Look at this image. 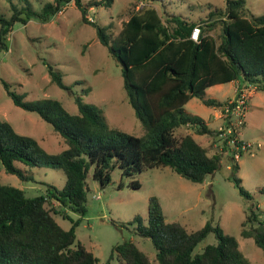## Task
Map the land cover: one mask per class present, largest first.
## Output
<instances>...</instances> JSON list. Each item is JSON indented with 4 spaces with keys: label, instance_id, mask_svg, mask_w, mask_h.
I'll use <instances>...</instances> for the list:
<instances>
[{
    "label": "trees",
    "instance_id": "obj_1",
    "mask_svg": "<svg viewBox=\"0 0 264 264\" xmlns=\"http://www.w3.org/2000/svg\"><path fill=\"white\" fill-rule=\"evenodd\" d=\"M8 1L12 13L6 16L0 12V49L7 48V38L16 23L25 24L32 17L48 21L71 0L47 1L39 11ZM112 1L91 0L86 5L73 0L82 21L94 25L99 41L120 63L128 101L146 131L136 135L109 125L101 109L84 101L78 93L74 94L78 113H71L56 98L26 100L1 79L14 104L35 111L51 123L66 147L48 152L35 137L17 132L0 118V164L6 171L23 180L32 179L15 164L19 161L27 166L58 167L65 173L62 187L47 183L45 194L32 196L22 188L0 182V264H98V257L85 245L79 241L73 245L75 226L81 216L71 219L67 229L53 216L59 213L70 218L64 207L80 215L85 213L89 166L101 186L110 181V172L116 166L122 175L169 166L191 181L202 182L218 168L225 150L210 153L191 131L176 132L185 125L197 134L215 131L203 117L188 112L185 103L196 96L207 105H221L219 100L204 96L206 87L233 79L264 80V13L246 16L245 0H225L224 7L212 8L207 18L196 21L179 18L167 10L163 16L154 0H143L145 4L133 9L115 34L110 23L98 24L87 15L90 5H110ZM196 23L201 25L198 41L189 37ZM216 23L220 25L217 37L211 33ZM47 70L52 81L70 89L50 63ZM230 162L232 173L228 178L242 195L251 199L236 175L239 165L231 154ZM131 185L139 186L138 180H132ZM51 199L59 206H50ZM119 225L149 238L155 249V257L151 258L131 239L117 242L109 257L115 252L123 264H251L237 238L225 232L218 222L206 221L188 230L179 221L166 220L155 195L148 197L146 218L136 214ZM209 233H213L215 242L195 251ZM241 234L252 237L264 253V219L259 218L258 205L253 202L247 207Z\"/></svg>",
    "mask_w": 264,
    "mask_h": 264
},
{
    "label": "rangeland",
    "instance_id": "obj_2",
    "mask_svg": "<svg viewBox=\"0 0 264 264\" xmlns=\"http://www.w3.org/2000/svg\"><path fill=\"white\" fill-rule=\"evenodd\" d=\"M47 1L52 0H13L17 6L29 5L38 11ZM81 1L88 5L91 0ZM138 1L113 0L110 5L92 4L88 7L87 15L98 24L110 23V30L115 34L122 21L136 9ZM153 2L161 14L167 10L188 21L207 18L210 9L225 6V0ZM0 12L6 16L12 13L8 0H0ZM243 13L248 17L264 13V0H245ZM219 32L220 25L216 23L211 33L217 37ZM48 63L61 74L70 89L62 88L52 81L47 70ZM1 79L6 80L11 89L23 94L26 100L56 98L71 113H78L74 101V94L78 93L84 101L101 109L109 125L136 135L146 131L128 101L120 63L99 41L94 25L82 21L81 11L73 0L61 11L51 15L48 21L32 17L25 24L16 23L7 38V48L0 49V118L7 120L17 132L35 137L48 152L65 148L62 136L53 129L51 123L35 111L14 104ZM218 94L222 95L220 98L231 96L230 84L223 83ZM252 101L258 103V106L252 105L246 110L244 121L238 128V136L252 143L253 153L244 151L236 159L239 165L236 175L241 178L251 199L242 195L228 178L232 169L228 166L231 163L230 152L225 151L221 152L218 168L202 182L191 181L169 166L145 168L130 175H122L116 166L110 172V181L101 186L93 177L90 165L86 173L85 213L80 215L64 207L70 218L62 217L59 213H53V216L65 229L70 227L71 219L81 216L75 226L76 239L73 245L78 241L85 245L98 257V264H123L115 252L111 258L109 256L113 245L125 239L133 240L140 249L154 258L155 249L150 239L136 235L131 229L119 225V222L129 220L136 214L146 218L148 197L155 195L161 202L166 220L179 221L188 230H194L206 221L218 222L225 232L237 238L239 248L251 264H264L262 249L252 237L241 234L247 207L251 202L258 205L259 218L264 219V91L258 89L252 92ZM184 108L206 119L212 107L200 98L193 97ZM210 121L209 125L214 126L215 122ZM187 131L194 133L189 125L176 130L177 133ZM215 134V131L209 134L211 140L205 144L210 153L221 151L214 144ZM193 135L204 144V135ZM15 164L33 178L23 180L6 171L0 164V182L22 188L29 196L45 194L47 183L59 188L65 183V173L61 168L27 166L19 161H15ZM134 179L138 180L139 186L131 185ZM57 204L54 199L49 201L50 206H59ZM211 242H215L213 233L199 242L195 251Z\"/></svg>",
    "mask_w": 264,
    "mask_h": 264
},
{
    "label": "built area",
    "instance_id": "obj_3",
    "mask_svg": "<svg viewBox=\"0 0 264 264\" xmlns=\"http://www.w3.org/2000/svg\"><path fill=\"white\" fill-rule=\"evenodd\" d=\"M145 2L143 0H139L136 8L143 6ZM92 19V17H88ZM201 25L200 23H196L192 26L189 37L198 41L200 38ZM236 92L234 97L229 98L222 104V116L224 122L220 124L215 129V146L226 152H230V154L237 159L240 154L244 151L252 152V143L246 140H242L238 136V128L244 121V115L247 108L248 97L255 90L264 91V80L261 82H251V81H238L235 84ZM217 149V150H218Z\"/></svg>",
    "mask_w": 264,
    "mask_h": 264
},
{
    "label": "crops",
    "instance_id": "obj_4",
    "mask_svg": "<svg viewBox=\"0 0 264 264\" xmlns=\"http://www.w3.org/2000/svg\"><path fill=\"white\" fill-rule=\"evenodd\" d=\"M155 5V4H154ZM164 14H165V12H164ZM164 14H163V16H164ZM238 81H240V80H238V79H233V80H231V81H228L227 83H229L230 84V86H231V88H232V95L231 96H228V97H226V98H220V96H222V95H219L218 94V91L221 89V87H222V85H223V83H215V84H212V85H210V86H208V87H206L205 88V90H204V96L205 97H210V98H214V99H216V100H219L221 103H224L226 100H228L229 98H231V97H233L234 96V94H235V92H236V87H235V84L238 82ZM240 82H243V81H240ZM226 83V82H225ZM205 93H207L209 96H207V94L205 95ZM194 97H196V96H194ZM193 98V97H192ZM191 99V98H190ZM189 99V100H190ZM188 100V101H189ZM187 101V102H188ZM186 102V103H187ZM185 103V104H186ZM258 103H256V102H253L252 101V94L248 97V101H247V108H246V110H248V108H250V106H256ZM258 106V105H257ZM211 110H210V113L207 115L208 116V118H203L204 120H205V122H206V124L211 128V129H213V130H215L220 124H222V120H223V116H222V109H221V107H222V104L221 105H211ZM190 112V111H189ZM210 120H212V122H215V124H214V126H211V125H209L210 123H211V121ZM216 122H217V125H216ZM223 122H224V120H223ZM193 134H197V133H193ZM202 135H204V138L202 139V141H204V144H208L209 142H210V140H211V137L208 135V134H202ZM199 142H201V141H199ZM228 166H229V164H228Z\"/></svg>",
    "mask_w": 264,
    "mask_h": 264
}]
</instances>
